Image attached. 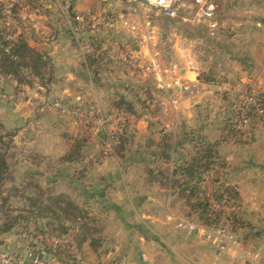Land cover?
I'll return each mask as SVG.
<instances>
[{"label":"rangeland","instance_id":"rangeland-1","mask_svg":"<svg viewBox=\"0 0 264 264\" xmlns=\"http://www.w3.org/2000/svg\"><path fill=\"white\" fill-rule=\"evenodd\" d=\"M108 1L107 3L111 4V12H115L111 13L112 17L110 18L112 19H114V16L121 14L126 19H130L138 24H142L145 18L150 21L151 31L154 36L152 51L162 65H176L178 69L186 68L195 71L198 75V83L218 88L208 98L206 97V107L202 109L201 113L203 119L201 122L202 126L208 120L206 126L213 127L222 126L225 122L233 119V106L238 105L239 94L241 92L252 89L251 86H253V81L257 79V72L259 71V57L264 56V29L260 30L256 26L262 7L260 0H217V9L213 16L214 21L217 22V27L214 29L209 28L206 23H199L194 20L193 0H177L178 17L174 19L165 17L156 9L147 6L141 1ZM262 2L264 4V0ZM96 34H98V37H93L95 44L102 45L101 49L103 50H107L112 46V51L117 54V57L131 54V45H139L138 38H135L134 35L126 31L119 30L117 32L119 41H125L127 34L133 36L130 38L129 44H126L125 49L123 46L115 44L113 40L115 36L114 31L101 29ZM83 38H86V36ZM99 67H101V72L98 81L102 86L100 85L101 88L97 98H100V102L95 103V101L88 100L81 105L84 109L92 107L99 109L101 112L107 111V101L111 102L116 98V94L121 93L128 95L129 98L134 96V100L137 98L143 103L148 100L150 104L155 98L162 95V92L157 89L156 82L151 76L136 74L118 61V59L113 63L103 61ZM177 79L179 81H175L174 86L177 88L185 86L179 73ZM252 92L257 94L255 91ZM170 93L172 94L173 92L170 91ZM56 99L51 96H43V99L37 100L38 103L35 104L39 106V102H41V108H45L44 111L50 116L51 120H55L59 125L57 133L54 135L51 134L47 125L42 124L43 129L47 131V135L41 138V140H37L38 143L35 145V149L38 151L43 150V145L45 146L46 143H52L55 146L63 148L64 146H71L73 138H80L75 133L77 134L81 130L73 128L69 118L62 116L51 108V102ZM43 103L46 104L43 105ZM153 115L155 118L151 122H153L154 127L151 128L150 135L154 136L155 140H160L161 136L159 133H161L160 130L162 128H165L168 132L173 130L171 127L167 128L165 126L166 123L170 122V118L169 116L162 115L159 109H156ZM190 124L195 125L196 123L194 120L185 119L180 120L177 126H181L183 134L187 135L184 131H187L186 126ZM86 133L84 132L83 136ZM87 134L89 142L83 149L85 159L79 162L66 166L57 163L55 158H47L40 162L38 167L32 166L30 168L34 172L31 174L35 176L29 175L28 172L32 171H27L28 165L18 166L14 180L6 184L2 195V197L8 198L7 205L2 208L0 200V228L6 221L4 212L8 211L9 213L7 214L15 215L18 209L25 206L21 198L13 196L15 190L25 187V184L32 179L36 180L42 187H45L54 178V173L59 172L53 184L55 193L67 195L88 212L90 218L93 219L94 229L87 242H92L97 247V251L96 255L89 260L93 262L112 260L120 264H173L172 256L175 252L176 243L184 239L187 233L183 230L175 229L165 222L164 217L166 212L163 207H150V209H147L139 206L135 208L137 214H134V216L130 215V209L125 208L124 214L130 217L125 224H122L115 220L114 208L105 205L107 201L104 206L99 203L95 204L93 201L85 204L83 198L79 197V185L85 184L86 186H90L95 182L97 184L100 183V180H97V175L99 173L111 174L115 166L114 161H110L114 160L113 158H105L101 154L100 141L94 135ZM73 135L75 136L72 137ZM147 136L138 135V140L140 141L137 146L133 147L132 153L136 152L134 155L136 160L145 158V162L150 163L154 161L156 164H153L152 167H157L162 162L157 158L153 159L146 156V152L148 153L146 148L148 142ZM60 137L63 140V144H59L57 141ZM70 138L72 139L70 140ZM151 147L155 150V143ZM138 163L139 166L135 170H139L136 173L142 176L140 165L143 162L140 161ZM78 170H80V173H88L83 177H79L77 174ZM32 176L34 177L32 178ZM61 182L69 185V190L61 187ZM210 199L209 197L207 198V200ZM146 211L152 218H142V214ZM166 211L173 212L185 220L192 221V223L194 222V224L200 226L196 214L186 208L174 207V209L169 208ZM224 212L225 214L231 213L230 211ZM7 214L6 216H8ZM256 227L263 234L258 239L252 238L250 241H247L246 249L250 250L251 248V251L256 249L264 258V226ZM217 229L208 230L215 231ZM249 231L251 230L242 228L240 230H233V233L238 240H243L244 234H247ZM141 234L144 235V239H141ZM194 235L196 236V234H192L191 236ZM0 238L2 245L0 249L15 257L21 256L16 253L17 243L20 244V248L26 250L30 247V244L37 243L38 241L34 237L33 225L30 227L19 225ZM200 239L205 242L200 246L217 247L218 245V243L213 245L214 243L206 242L201 237ZM229 246L230 243L228 242L219 243V247L225 250L231 249Z\"/></svg>","mask_w":264,"mask_h":264},{"label":"crops","instance_id":"crops-1","mask_svg":"<svg viewBox=\"0 0 264 264\" xmlns=\"http://www.w3.org/2000/svg\"><path fill=\"white\" fill-rule=\"evenodd\" d=\"M107 2L109 1L34 0L26 9L19 11L18 20L20 26L18 33L22 32L24 34L30 48L49 59L55 82L47 89L41 87L37 81L33 82L32 87L18 86L15 81H10L8 78H4L0 75V92L13 94L15 96V99L12 101L0 100V121L5 129L15 131V137L13 139L16 151L14 159L16 163L15 170L18 169V166L21 167L25 164L28 165L26 168L27 171H32L28 172L29 175H34L31 174L34 172L30 168L35 165L27 161V156L38 155L45 159L55 158L57 160L63 157L70 147L68 145L61 148V146L46 143V147L43 145V150L38 151L35 149V145L38 143L37 140H41V138L47 135V131L43 129L42 124L47 125L51 134L54 135L57 133L59 125L55 120H51L50 116L44 111L45 108H41V102H39L40 104L37 106L35 105L38 103L37 100L18 97V92L22 87H28L31 91H38V89L41 88L43 90V92H40L42 97L51 96L54 99L61 98L68 104H76L80 105V107L88 100L95 101V103L100 102V98L97 97L101 88V84H99L98 81L101 67L99 68L98 74H92L84 67V55H93L100 63L103 61L113 63L116 59L119 61V57L112 51V46L104 50L103 53L113 54L115 59L112 61L107 59V55L97 57L95 54L86 52L85 47L91 46L95 50H103L93 45L95 43L93 37H98L96 33L100 32L101 29L114 31L115 36L113 40L115 44L123 46L124 49L126 44H129L130 38L133 37L127 34L125 41L123 40L125 44H123V41H119L120 39L117 32L119 30L125 31L120 22L122 19H126V17L120 14L114 16V19L110 18L112 17L111 13L115 12H111V4ZM260 4H262L261 13L256 26L262 30L264 29V4L262 0H260ZM87 12L92 13L96 17L103 18L98 29L95 32L85 31L77 35L73 34L67 22L72 20L75 15L85 14ZM23 16L27 17L29 20H24L22 18ZM30 19L38 22V29L32 27ZM85 36L86 38H83ZM134 37L136 38V36ZM101 46L102 45H100V47ZM130 51L135 57H142L146 54L145 49L137 44L131 45ZM259 60L260 66L257 72V81H253L251 90L255 91L257 94H264V56L261 58L259 57ZM179 74L185 86H180L179 88L176 86L173 87L172 95L177 97L179 105L176 113L169 115L170 122L164 123L167 128L171 127L173 130L168 132L165 128H162L160 130L161 133H159L161 139L155 140L156 138L150 135L151 128L154 127L153 122H151L154 121V115L152 114L151 119L147 123L138 122L133 130H129L132 134V141L127 146L123 156L118 157L113 152V154L108 157L114 159L110 160L115 163L113 172H111V174L99 173L97 175V180L99 179L100 183L97 184L95 182L90 185L91 187L85 184L79 185V197L83 198L85 204L93 201L95 204L99 203L104 206L107 201L105 205L114 208V213L116 215L115 220L122 224H125L130 217L124 214L125 208L130 209V215L134 216V214H137L135 208L139 206L147 209H150V207H163L166 212L164 217L165 222L175 229H178L176 227V222L185 219L166 210L180 207V201L171 193L169 187L163 188L157 183H147L146 171L148 169H162L167 165L172 169L173 166L187 159L189 157L188 155L192 153V147L191 144H189V140L191 139L195 141L203 140L207 144L217 143V152L224 164L219 177L220 183L237 189L240 196V207L236 209V212L243 222L251 225V229H248L251 231L248 233L252 235V238L258 239L263 233L259 232L256 226H264V126H256L252 130L251 139H246L244 136L232 138L226 130L225 125L227 122L222 126L218 125L211 127L209 125L206 126L208 120L206 124L202 126L201 122L203 119L201 113L202 109L206 107L205 100L218 88L198 83V75L195 71L179 68ZM192 76L193 78H191ZM117 96H122L127 100L134 101V96L129 98L128 95L123 93L116 94V97ZM112 101H107L108 110L103 112L115 109H111ZM146 103L148 106L150 101L147 100ZM185 119L194 120L196 123L195 125L190 124L186 126L187 131L184 132L188 133L187 135L183 134L181 126H177L180 120ZM177 128L179 129L177 130ZM75 135L81 137L84 135V131L83 133L82 131H78ZM86 135L88 134L86 133L85 136ZM138 135L143 137L148 135L146 146L148 153L146 152V156L152 157L153 159L157 158L162 162L161 165L152 167L153 164H156L154 161L150 163L145 162V158H137L138 160H136L134 156L136 152L132 153V149L134 146H137L140 141L138 140ZM189 137L191 139H189ZM100 138L103 139L102 136H100ZM57 141L59 144H63L61 137L58 138ZM154 143L156 145L155 150L151 147ZM164 143L173 144V149L169 152L170 161L168 164L162 157L164 148H161V145ZM83 159H85L84 155L79 161ZM140 161L143 162L142 165H140L142 176H139V174L137 175L136 172L139 170H135V168L139 166L138 162ZM62 165L68 166L69 163ZM217 170V168L213 169L204 178V194L206 198H211L210 200H212L211 195L214 189L212 178L216 176L215 172ZM87 173L88 172L80 173V170L77 172L79 177H83ZM58 175L59 172H55L54 178L47 186L54 187L53 184ZM68 186L69 185L61 182V187L66 190H69ZM150 217L147 211L142 214L143 219H149ZM193 234H196V236H191L192 234H183L185 235L184 239L176 243L175 252L172 256L173 264H264V258L255 248V250L251 251V248L247 250L246 247L242 245L240 248H237L230 244L229 247H231V249L225 250L219 247V243L217 247L200 246L202 243H205L200 237L203 239L205 238L198 233ZM141 239H144V235L142 234ZM206 242H211V244L214 243L213 245L217 243L208 240H206ZM0 247H2L1 241ZM16 247V253H18V255L20 254L23 256L28 252V248L26 250L20 248L21 246L19 243H17ZM245 254L257 255L258 259L256 261L246 259L242 256Z\"/></svg>","mask_w":264,"mask_h":264},{"label":"trees","instance_id":"trees-1","mask_svg":"<svg viewBox=\"0 0 264 264\" xmlns=\"http://www.w3.org/2000/svg\"><path fill=\"white\" fill-rule=\"evenodd\" d=\"M33 2L34 0L28 6ZM1 20L2 6L0 4V75L10 81H15L18 86L32 87L33 82L37 81L41 87L47 89L55 82L49 59L30 48L22 32L18 33L13 42L7 43L3 38ZM9 45L10 50L6 52ZM93 45L101 48L95 43ZM100 64L93 55H84V67L92 74H98ZM254 96L264 108V94H254ZM112 108L131 116L141 117L148 106L146 102H140L137 98L130 101L122 96H117L111 103ZM232 115L233 119L225 125L226 130L232 138H240L242 135L234 130L233 120L243 115L253 118L252 110L250 108L245 114H242L240 110L233 108ZM252 123L256 125L257 122L252 119ZM14 137L15 131L5 129L0 121V200L2 208L8 202V198L2 197L6 184L14 180L16 171ZM96 138L100 142L102 141L100 137ZM115 139L114 154L122 157L132 141V134L130 131L117 133ZM189 139L191 138L189 137ZM72 141L73 144L67 153L57 159V163L72 164L79 161L83 156L84 147L89 142V136L76 137ZM189 144H191L192 153L188 155L187 159L182 160L172 169L169 165L162 169H148L146 171L147 183H157L163 188L169 187L171 193L180 201V207L196 214L198 224L203 228L217 229L226 219L231 223L234 231L242 228L251 229V225L243 222L236 211L225 214L222 210L223 207L239 208L240 196L235 187L220 183L219 177L224 164L217 152L218 144H207L203 140L195 141L193 139L189 140ZM172 145L165 143L161 145V148H164L162 157L167 164L170 161L169 152L173 149ZM44 159L38 155L27 156V161L37 167ZM215 168L218 170L215 172L216 176L212 178L214 189L211 197L219 206V210L213 208L204 196V178ZM13 196L21 198L25 206L18 209L15 215L7 214L8 211L4 212L6 221L0 228V236L11 232L19 225H24V227L33 225L34 237L38 241L30 244L27 251H37L44 246V236L72 234L79 253V262L83 264L100 263V261L89 260L96 255L97 251V247L92 242H87L94 229L93 219L74 200L64 193L56 194L53 186L42 187L33 179L29 180L25 187L15 190ZM251 239L252 235L247 233L239 242L243 247H247V241ZM48 252L51 257L66 264H77L76 258L69 250L49 249Z\"/></svg>","mask_w":264,"mask_h":264},{"label":"built area","instance_id":"built-area-1","mask_svg":"<svg viewBox=\"0 0 264 264\" xmlns=\"http://www.w3.org/2000/svg\"><path fill=\"white\" fill-rule=\"evenodd\" d=\"M31 1L33 0H0L2 6L1 28L3 38L7 43L13 42L17 37L19 31L18 13L26 9ZM130 1H141L147 6L156 9L167 18L174 19L178 17L177 0ZM192 6L194 8V20L199 23H206L211 29L217 27V22L213 19L217 9V0H193ZM22 18L24 20L28 19L25 16ZM102 21L103 18L96 17L92 13L87 12L85 14L75 15L67 23L72 33L77 35L85 31L95 32ZM30 22L34 29H38L39 24L37 21L30 19ZM120 23L126 32L138 38V46L146 49L147 53L142 57H135L133 53L124 54L119 57V61L138 75L151 76L156 82L157 89L162 92V95L155 98L151 104L149 103V108L141 117L131 116L117 109H112L108 112H101L99 109L92 107L84 109L76 104H68L62 99H56L50 104L53 110L69 118L74 128L90 133L95 137L103 134L104 138L100 142V152L104 157H109L113 154L114 147L116 146L115 135L117 133L133 130L138 122H149L156 109H159L164 116L175 114L179 105L177 97L170 93L175 85L174 82L178 80L179 69L176 65L164 66L156 58V55L152 51L154 36L151 31L150 21L145 18L142 24H138L130 19H122ZM9 50L10 45L6 48V52ZM85 51L95 54L97 57L107 55V59L111 61L115 59L113 54H103L104 50H95L91 46H86ZM40 92H43L41 88L38 91H31L28 87H22L18 92V97L41 100L43 97L40 95ZM14 99L15 96L13 94L0 92V100L12 101ZM235 108L240 110L242 114H245L251 108L253 118L243 115L233 120L234 130L238 131L246 139H251L252 130L258 125L264 126V108L259 104L254 93L250 90H245L239 94L238 105ZM252 119L257 122L256 125H253ZM209 202L213 208L220 209L213 199L209 200ZM222 210L227 212L235 211L234 208L230 207H223ZM222 224L221 228L211 231L190 221L181 219L176 222V227L187 234L196 232L208 241L217 243L228 242L232 246L240 248L241 244L233 233L231 223L225 219ZM43 240L44 246L39 250L28 251L20 257L12 256L0 249V264H66L63 261L51 257L48 252L49 249L69 250L76 258L77 264H83L79 262V253L75 238L72 234L44 236ZM242 256L253 261L258 259V256L253 254H245ZM98 264L120 263L105 260Z\"/></svg>","mask_w":264,"mask_h":264},{"label":"water","instance_id":"water-1","mask_svg":"<svg viewBox=\"0 0 264 264\" xmlns=\"http://www.w3.org/2000/svg\"><path fill=\"white\" fill-rule=\"evenodd\" d=\"M102 136V138H104V136L102 134L99 135V137Z\"/></svg>","mask_w":264,"mask_h":264}]
</instances>
